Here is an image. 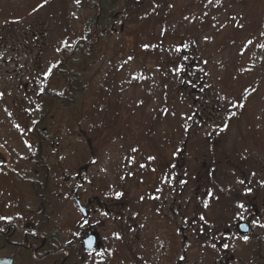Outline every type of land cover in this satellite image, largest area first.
<instances>
[{
    "label": "rangeland",
    "instance_id": "1",
    "mask_svg": "<svg viewBox=\"0 0 264 264\" xmlns=\"http://www.w3.org/2000/svg\"><path fill=\"white\" fill-rule=\"evenodd\" d=\"M90 3L0 0V145L7 154V167L0 166V226L11 223L21 235L28 220L41 225L27 179L43 182L48 174L32 173L38 144L28 129L43 116L37 130L47 137L42 155L51 183L47 211L61 241L72 235L79 216L69 200L53 197L63 178L75 179L87 165L83 136H89L96 157L92 181L119 182L125 196L135 199L146 198L154 184L155 194L165 198L160 201L168 199L163 211L171 212V224L178 223L173 230L187 227L179 213L187 222L195 213L204 215L212 230L202 228V241H193L202 250L214 249L208 237L230 227L241 211L237 203H250L242 212H264V0ZM94 25L100 36L91 31ZM89 38L95 44L86 56L82 42ZM192 52V77L202 85L193 89L176 73ZM55 62L60 68L43 82ZM26 71L43 72L37 87L28 86ZM49 88L64 94V101L40 98ZM248 188L251 194H245ZM261 225L263 219L252 221L254 236L246 242L230 237L236 254L258 257L264 245ZM216 255L203 252V260Z\"/></svg>",
    "mask_w": 264,
    "mask_h": 264
},
{
    "label": "flooded vegetation",
    "instance_id": "2",
    "mask_svg": "<svg viewBox=\"0 0 264 264\" xmlns=\"http://www.w3.org/2000/svg\"><path fill=\"white\" fill-rule=\"evenodd\" d=\"M39 61V59L35 60L34 64L35 69L40 70V67L37 68ZM26 72L27 82H30L28 86L37 87L36 77L40 73ZM28 86L24 84L26 90ZM26 90L25 92H27ZM67 102L69 103V101ZM13 107L16 110L20 109L18 112L26 114V109H22L17 104L14 105V102ZM40 123L41 120L36 121L33 128L35 130L31 133V137L37 141L38 152L35 155L40 160L32 165L34 167L32 173L37 178L41 176L39 175L41 171H46L48 174L45 175L43 182L30 178L27 179V182L31 184L33 194L38 202L35 213L42 214L41 225L36 228L32 221L28 220L21 235L17 234L15 226L11 223L0 226V237L3 242L0 244V253L4 254L3 257H0V264H258L255 262L256 254L253 258L250 254L248 257L236 254L230 237L245 242L241 235L236 234L238 225L246 223L251 226L252 221L256 218L264 220V212L256 208L254 210L248 208L247 211L242 212V218L234 217L230 227L223 229L222 233H214L208 237V240L215 244L214 249L202 250V246L194 243L193 238L197 237L199 241H202L201 229L212 230L210 224L200 221L198 213H195L192 222H187L188 219L183 221L186 219L182 213H179L183 217L182 222L187 227L182 226L173 230L172 225L176 228L178 223L177 225L171 224L170 217H168L171 212L168 214L163 211L168 199L160 201L163 197L159 198V195L155 194L154 184L149 186L146 198L135 199L125 196L119 182H115L113 186L104 180L92 181L93 178L88 179L94 165L92 162L95 159L90 148L92 138L89 136H83L89 150V159L86 162L88 164L80 169L81 171L75 175V179L73 175L69 176L68 180L63 178L62 190L53 197L64 200L63 203L69 200L75 213L79 216L73 220L74 232L72 235L67 241H61L56 228L50 225L47 211L50 201L46 192L51 183L50 177H48L49 166L47 167V164L43 163L45 160L42 157L47 137L36 131ZM6 156V150L0 145V166L2 168L7 167ZM42 175L44 174L42 173ZM109 189L112 190L108 191ZM165 189L170 192L169 188L165 187ZM116 192H122L123 195L117 199ZM244 204L246 209L251 206L249 202ZM65 205L68 207L67 204ZM29 214H33V211H29ZM30 217L32 216L30 215ZM196 219L202 223V226L196 225ZM84 220H87L88 224L85 225ZM248 235V238L254 236L251 227ZM221 236L224 238L221 239ZM89 238L93 240L92 248L87 246ZM223 244H228L229 247L224 249ZM198 245L200 249H198ZM263 251L264 245H260L257 257L260 259L259 264H264ZM203 252L209 255L217 252L216 259L203 260ZM112 256L115 258L112 259Z\"/></svg>",
    "mask_w": 264,
    "mask_h": 264
},
{
    "label": "snow or ice",
    "instance_id": "3",
    "mask_svg": "<svg viewBox=\"0 0 264 264\" xmlns=\"http://www.w3.org/2000/svg\"><path fill=\"white\" fill-rule=\"evenodd\" d=\"M46 2H47V0H45V3H46ZM76 3L79 4V3H80V0H76ZM209 3H211V0H209ZM41 7H43V5H41ZM232 19L234 20L235 17H233ZM240 27H243V25H240ZM262 35H264V33H262ZM248 43L251 44L252 42L249 41ZM144 47H145V49H147V48H148V45H145ZM260 47H261V48H264V44H261ZM176 51L179 52L180 49L177 48ZM185 59H187V58L185 57ZM53 67H55V66H53ZM181 71H184V67H183V65H181V66H179V67L176 68V73H177V74H178L179 72H181ZM51 73H52V69L49 68L48 71H47V73L45 74V79H47V77H48L49 75H51ZM193 74H194V73H193ZM201 90H202V89H201ZM41 92H42V89H41ZM0 96H2V93H0ZM239 107H243V105H239ZM232 115H235V113H232ZM225 127H226V125H225ZM133 151H136V149H133ZM154 159H155V157H149V160H154ZM94 162H95V161H93V163H94ZM140 167H141V168H144L145 165H144V164H141ZM173 167H175V165H173ZM153 171H155V169H153ZM253 175H255V174L253 173ZM180 183L183 185V184H186L187 181H183V180H182V181H180ZM239 183L243 184L244 181H243V180H240ZM157 191H160V189H157ZM251 192H252V189H251V188H248V189H247V192H246L245 194H251ZM122 195H123L122 192H116V193H115V196H116L117 199H119ZM206 195L209 196V197H213V193H212L211 191H208V192L206 193ZM155 198L158 199V197H155ZM142 199H143V198H142ZM208 207H209V203H208L207 201H205V202H204V208L207 209ZM236 208L239 209V210H241V211L237 214V218H242V211L246 209L245 204H244V203H237V204H236ZM105 215H106V213H105ZM199 220H200V221H206V217H205L204 215H200V216H199ZM83 223L86 225V224H88V221H87V220H84ZM261 227H264V225H261ZM243 239H244V241L246 242V241L248 240V237H247V236H244ZM92 245H93V240H92V238H89L88 241H87V246H88V248H92ZM212 247H215V244H213ZM228 247H229L228 244H223V248H224V249H227ZM181 259H184V257H181Z\"/></svg>",
    "mask_w": 264,
    "mask_h": 264
},
{
    "label": "trees",
    "instance_id": "4",
    "mask_svg": "<svg viewBox=\"0 0 264 264\" xmlns=\"http://www.w3.org/2000/svg\"><path fill=\"white\" fill-rule=\"evenodd\" d=\"M84 1H86V0H84ZM115 2H117V0H114ZM100 3H101V0H91V5H94V6H100ZM103 11H104V9H103ZM102 15H103V13H102ZM99 22L101 23L102 22V18L101 19H99ZM100 23H99V25H100ZM95 30H97L96 32H98V29L96 28V26L94 25V26H92V28H91V31L92 32H94ZM91 32V33H92ZM107 34H108V32H106ZM100 34H101V30L98 32V36H100ZM95 44V41L93 40V39H89L88 41H86L85 43H84V46H82V49H83V47L85 48L84 50H86V52L88 53V52H90L91 51V47L93 46ZM86 53V54H87ZM84 55H86L85 53H83Z\"/></svg>",
    "mask_w": 264,
    "mask_h": 264
}]
</instances>
